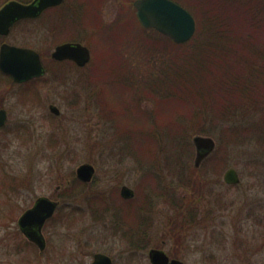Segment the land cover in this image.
I'll list each match as a JSON object with an SVG mask.
<instances>
[{"label":"rangeland","instance_id":"rangeland-1","mask_svg":"<svg viewBox=\"0 0 264 264\" xmlns=\"http://www.w3.org/2000/svg\"><path fill=\"white\" fill-rule=\"evenodd\" d=\"M4 1L0 0V5ZM97 1L95 7L100 8L101 22L106 24L115 18L124 0ZM81 3L82 0H65L60 8L48 10L34 20L19 22L8 36L0 38V42L34 48L41 54L46 68L41 80L29 83L10 81L0 72V107L7 112L6 123L0 128V264H75L89 262L98 251L110 256L115 264H149L147 248L151 246L163 247L185 264H264V141L221 144L215 134H201L192 129L189 110L181 104L174 113L178 128L185 126L183 134L191 151L187 159L188 174L200 176L205 185L189 201V188L165 172L164 182L172 180L183 207L181 204L173 207L164 197L155 195L144 185L145 168L134 155L122 153L115 127L100 112L92 92L94 79L100 83L98 76L107 74H100L99 61L115 46L113 38L100 43L87 39L86 35L91 58L95 57L83 68L69 61L50 60L55 44L70 40L75 34L85 35L84 31H78L79 26L88 23L85 15L81 20L78 18ZM73 4L77 9L68 8L75 10L76 28L71 27L63 14L57 18V14L66 13L64 9ZM192 4L195 9L209 12L217 0L188 2L189 6ZM198 13L196 17L203 20L202 12ZM260 42L264 44V30ZM155 81L165 84L162 77ZM26 87L27 97L22 94ZM33 92L36 97L31 96ZM130 98V94L122 91L111 101L115 106L107 107L112 110L116 125L128 121L126 100ZM152 99H144L142 106L149 109L157 105V98ZM49 104L58 107V115L49 110ZM235 118L246 121L238 115ZM195 135H208L215 140L210 155L227 156L225 166L217 173L211 171L216 167L212 160L194 165ZM178 140L181 144V135ZM83 162L94 166L92 180L73 197L60 198L61 209L44 226L46 248L40 251L34 243L31 242L34 246L28 243L18 228L17 218L37 196L57 197L65 185L77 178L76 167ZM230 166L240 175L238 184L227 185L223 181V172ZM121 184L134 189L135 208L142 209V198L150 197L152 204L153 236L145 249L134 253L128 251L122 237L115 235L128 230V224L117 219L125 218L130 209L128 203L126 206L119 203ZM93 198L118 200H111L112 207L104 205V211L99 213V208L96 214L95 207L90 205ZM189 204L193 210L188 209ZM144 213L143 209L140 215ZM182 218L185 222H179L172 235L167 225Z\"/></svg>","mask_w":264,"mask_h":264},{"label":"trees","instance_id":"trees-1","mask_svg":"<svg viewBox=\"0 0 264 264\" xmlns=\"http://www.w3.org/2000/svg\"><path fill=\"white\" fill-rule=\"evenodd\" d=\"M132 1L124 0L123 5L118 6L115 18L104 24L100 8L95 7L98 1L82 0L78 7L80 13H75L80 20L84 15L87 18V26L78 28L85 35L80 37L75 34L70 40H82L89 46L88 38L100 43L113 38L115 46L105 53L102 62L99 61L102 67L100 74H107L98 76L100 83L94 79L96 83L92 92L100 112L115 127L122 153L134 155L140 166L145 168L144 185L176 207L181 204V198L177 197L172 180L171 184L164 182L165 172L176 176V180L190 192H199L205 185L200 176L190 177L188 174L187 159L191 151L185 141L186 134H183L185 126L181 120L182 126L178 128L177 125L174 113L177 106L182 104L188 108L192 129L201 134H215L221 144L264 141V44L260 42V34L264 30V0H217L209 12L195 9L193 4L189 6L188 2L193 0H176L195 17L199 15V10L204 17L203 20L195 18L197 32L182 43L173 42L153 28L143 27L135 15ZM196 1L201 3L204 0ZM68 7L76 8L74 4L67 6L64 9L66 13L57 14V18L63 14L71 27L76 28L75 10ZM23 21L29 20L19 22ZM94 57L89 62L94 61ZM4 75L12 81L9 75ZM42 77L25 83L41 80ZM159 77L165 78L164 85L156 84L155 79ZM27 89L24 88L22 93L26 97L29 94ZM122 91L131 95L130 100H126L130 104L126 103L128 121L116 125L114 114L107 107L115 106L111 101ZM152 98H157V105L149 109L142 106L144 99ZM236 115L246 121L238 120ZM179 135L182 136L181 144ZM226 158L220 153L209 155L201 165L212 160L216 167L211 171L217 173L225 166ZM86 185V182L74 178L58 196L64 199L73 197ZM188 197L190 201V193ZM134 198L128 200L129 214L118 218L128 224L130 236L142 231V221L147 214H152L150 197L141 199V210L132 206ZM90 205L95 207L96 214L99 208V213H102L104 205L111 206L108 200L98 198H93ZM143 209L145 213L140 215ZM179 222L184 223L185 220L171 222L173 231L179 227ZM28 243L34 246L30 241Z\"/></svg>","mask_w":264,"mask_h":264},{"label":"water","instance_id":"water-1","mask_svg":"<svg viewBox=\"0 0 264 264\" xmlns=\"http://www.w3.org/2000/svg\"><path fill=\"white\" fill-rule=\"evenodd\" d=\"M64 0H6L0 6V35H8L11 26L24 18H36L48 7L59 5ZM135 15L145 28H153L168 36L176 43L189 40L196 30V21L193 14L174 0H133ZM51 57L56 60L69 59L78 66L85 65L90 59L89 48L80 41H64L55 45ZM0 70L11 76L16 83L25 82L33 77L43 75L44 65L40 54L32 47L18 46L6 41L0 43ZM49 110L58 115L59 109L55 104H49ZM7 113L0 108V127L5 124ZM195 148L194 165L198 166L202 159L208 156L215 148V140L211 136L195 135L192 138ZM95 168L91 163L83 162L76 167V176L84 182H89ZM223 179L226 183H238L240 177L232 166L225 169ZM121 195L131 198L134 190L122 185ZM58 202L47 196H39L34 204L27 208L17 220L20 231L39 250L45 248V239L41 227L50 217ZM149 260L152 264H183L179 259L169 260L168 255L160 249H150ZM75 264H111V258L103 252H95L89 263Z\"/></svg>","mask_w":264,"mask_h":264},{"label":"flooded vegetation","instance_id":"flooded-vegetation-1","mask_svg":"<svg viewBox=\"0 0 264 264\" xmlns=\"http://www.w3.org/2000/svg\"><path fill=\"white\" fill-rule=\"evenodd\" d=\"M29 1H31V0H29ZM29 1H27V2H29ZM175 2H177V3H179V4H181L180 2H178V1H176V0H174ZM64 2H65V0L61 3V4H59V5H55V6H51V7H48V8H46V9H44L43 11H42V13L39 15V16H41L42 14H44L45 12H47L48 10H51V9H56V8H60L63 4H64ZM182 6H184L183 4H181ZM185 7V6H184ZM187 8V7H186ZM188 9V8H187ZM38 16V17H39ZM38 17H36V18H38ZM36 18H24V19H21V20H18L17 22H19V21H22V20H34V19H36ZM17 22H15L12 26H11V28H10V31L12 30V28H13V26L17 23ZM10 31H9V33H10ZM8 33V34H9ZM6 36H8V35H6ZM6 36H3V35H0V38H5ZM3 41H5V40H2L1 42H3ZM66 41H79V40H66ZM0 42V43H1ZM7 42V41H6ZM62 42H64V41H62ZM80 42H82V41H80ZM9 43V42H8ZM61 43V42H60ZM83 44H85L84 42H82ZM10 44H13V43H10ZM57 44H59V43H57ZM57 44H55V45H57ZM15 45H18V44H15ZM88 48H89V51H90V59H91V56H92V54H91V50H90V47L87 45V44H85ZM18 46H22V45H18ZM23 46H25V45H23ZM27 47H30V46H27ZM55 47V46H54ZM53 47V48H54ZM51 52H52V50H51ZM51 52H50V60H52L53 62H57V63H61V62H66V61H69V62H72V63H74L77 67H79V68H83V67H85L88 63H89V61H90V59H89V61L85 64V65H83V66H78L75 62H73L72 60H69V59H64V60H56V59H54V58H52L51 57ZM40 54V53H39ZM42 61V60H41ZM43 63V62H42ZM44 65V64H43ZM44 72L42 73V74H45L46 73V68H45V66H44ZM0 72H2L1 70H0ZM2 74H6V73H4V72H2ZM52 74H59V73H52ZM39 77H41V76H39ZM31 80V79H30ZM0 108H3V107H0ZM5 109V108H4ZM6 110V109H5ZM7 113V112H6ZM7 119V118H6ZM5 123H6V121H5ZM4 126V125H3ZM1 128V127H0ZM210 155V154H209ZM208 155V156H209ZM208 156H206L205 158H207ZM204 158V159H205ZM204 159H202L201 160V162H200V164L204 161ZM200 164L198 165V166H200ZM225 171V170H224ZM237 171V170H236ZM224 173V172H223ZM237 173H238V171H237ZM238 175H239V173H238ZM222 177H223V175H222ZM239 177H240V175H239ZM92 180V179H91ZM90 180V181H91ZM89 181V182H90ZM223 181H224V179H223ZM225 182V181H224ZM86 183H88V182H86ZM209 183V182H208ZM226 183V182H225ZM227 185H235V184H238V183H226ZM122 185H126V184H121L120 186H119V195H120V197L122 198V200H119V203L120 204H122V205H124V206H126V203H128V200H131L133 197H135V191H134V195H133V197H131V198H125V197H123L122 195H121V193H120V191H121V187H122ZM128 186V185H127ZM134 190V189H133ZM197 191L195 190V192H193V190L190 192V194H191V200L190 201H193V193H196ZM59 194V193H58ZM58 194L56 195L57 197H50V196H48V195H44V196H47V197H49L50 199H53V200H56L57 202H58V204H57V206H56V208H55V210H54V212H53V214L50 216V217H48L46 220H45V222H44V224L42 225V227H41V233H42V235H43V237H44V239H45V248H46V238H45V235H44V233H43V229H44V226L47 224V222L50 220V219H54L55 218V213H56V211H57V209H61V204H60V198L61 197H59L58 196ZM39 196H42V195H39ZM39 196H37V197H39ZM36 197V198H37ZM112 197V196H111ZM36 198L33 200V203L31 204V206L34 204V202H35V200H36ZM111 200H118V199H113V198H110L109 199V203H110V201ZM111 204V203H110ZM31 206H29V207H31ZM29 207H27V208H29ZM26 208V209H27ZM25 209V210H26ZM24 210V211H25ZM190 210H193V208H192V206H191V209ZM23 211V212H24ZM101 211H104V210H101ZM22 212V213H23ZM21 213V214H22ZM20 214V215H21ZM19 215V216H20ZM115 215V214H114ZM18 216V217H19ZM117 218V217H116ZM118 219V218H117ZM17 220H18V218H17ZM119 220V219H118ZM121 221V220H120ZM142 222H144V225H143V229H142V231H140V232H138L137 234H133V235H131L130 236V234H129V232L128 231H120V232H117V233H115V235H119V237H122V242L124 243L125 242V244H126V247L128 248V251L131 253H134L135 251H137V250H139V249H145L147 246H148V244H149V242H150V240H151V238H152V236H153V234H152V230H151V226L153 225V214H147L146 216H145V219L142 221ZM188 222V221H187ZM17 225H18V223H17ZM168 226V228H169V231H170V233H173L172 235H174V231H173V227H174V225H172V224H169V225H167ZM114 227H116V226H114ZM18 228H19V226H18ZM20 230V229H19ZM171 231H173V232H171ZM44 248V249H45ZM153 248H155V249H160V250H163L167 255H168V258H169V260L170 259H172V258H176V259H179V260H181L180 258H178V257H176V255H174L173 253H170V252H167L163 247H161V246H151V247H149V248H147V257H148V260H149V256H148V252H149V250L150 249H153ZM43 249V250H44ZM40 251H42V250H40ZM98 252H100V251H98ZM95 253V252H94ZM93 253V254H94ZM104 253V252H103ZM93 254H92V257H91V260H92V258H93ZM110 257V256H109ZM111 258V257H110ZM90 260V261H91ZM89 261V262H90ZM182 262H183V264H185V262L183 261V260H181ZM89 262H84V263H89ZM111 264H115L114 262H113V260H112V258H111ZM149 264H152L151 262H150V260H149Z\"/></svg>","mask_w":264,"mask_h":264}]
</instances>
